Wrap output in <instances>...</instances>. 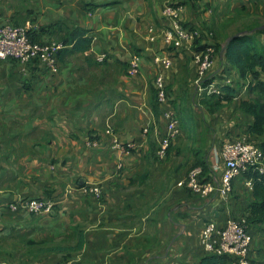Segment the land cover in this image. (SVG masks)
<instances>
[{
    "label": "crops",
    "instance_id": "0c3cea01",
    "mask_svg": "<svg viewBox=\"0 0 264 264\" xmlns=\"http://www.w3.org/2000/svg\"><path fill=\"white\" fill-rule=\"evenodd\" d=\"M253 3L0 0V25L37 22L42 26L38 43H62L63 33L55 29L60 22L87 30L93 39L89 51L59 60L57 72L34 64L22 73L17 62L0 61V264H199L206 255L201 235L209 221L223 226L246 218L254 200L249 179L237 177L226 198L218 191L200 196L180 184L199 165L207 168L205 180L221 181L224 145L255 137L248 132L254 116L242 103L264 104V97L251 78L242 79L227 63L224 76L232 79L236 93L218 109L217 99L197 100L193 87L187 115L193 121L180 122V135L165 160L158 159L157 150L167 132L164 112L176 113L172 100L188 105L182 97L197 76L200 53L191 43L180 49L164 44L162 34L171 28L164 9L183 6V27L205 37L214 27H228L231 11ZM258 32L264 46V31ZM102 55L106 58L99 62ZM135 55L142 58V69L131 77L128 65ZM156 56L170 57L171 69L156 65ZM221 62L217 55L212 72ZM161 72L167 105L156 98ZM107 125L122 143L135 142L138 148L116 149ZM92 141L98 144L90 146ZM85 184L101 187L102 197L86 193ZM41 198L55 200L52 213L9 209L17 201ZM249 234L251 261L264 264V224H250Z\"/></svg>",
    "mask_w": 264,
    "mask_h": 264
},
{
    "label": "built area",
    "instance_id": "2783aa9c",
    "mask_svg": "<svg viewBox=\"0 0 264 264\" xmlns=\"http://www.w3.org/2000/svg\"><path fill=\"white\" fill-rule=\"evenodd\" d=\"M182 11L183 6L181 5H168L164 9L165 17L171 20V28L165 29L162 34L164 44L169 48L180 49L186 43L194 44L198 39H204L205 47L197 57V76L193 82L195 96L201 101L204 98L221 95L222 85L233 86L232 79L223 76L221 82L214 79L208 85L204 84L213 71L215 57L218 55L216 47L211 43L213 33L208 32L203 37L202 32L197 29L184 28L180 22ZM41 27L39 23L31 21L22 25L11 22L0 25V61L17 62L22 73H27L29 67L34 64L48 71L57 72L59 68L58 52L65 46L57 42L46 44L35 42L31 35L38 32ZM105 58L106 56L102 55L98 61L103 62ZM154 62L164 70H169L172 67L170 57L156 56ZM141 69L142 58L139 55L133 56L128 65V74L131 77L138 76ZM155 89L159 103L167 105L169 103L168 90L162 72L155 79ZM164 118L167 122V132L159 142L157 150L159 160L167 158L172 141L180 135V121L174 110L166 109ZM148 131V128L143 130L144 134ZM106 134L112 138L113 146L124 153L132 152L138 148L135 142L122 143L111 125H107ZM97 144V141H92L89 145L96 146ZM222 158L225 162V170L221 181L217 179L205 180L206 175L203 167L196 166L190 170L185 182L180 185L185 184L188 189L200 196H209L218 191L221 196L226 198L233 193V182L237 177L244 176L252 170L264 173V153L257 144L247 137L225 144L222 149ZM247 184L251 186L252 180ZM82 189L97 198H101L103 195L102 188L97 185L85 184ZM55 206L54 199L41 198L17 201L12 203L9 209L12 212L24 209L32 215H37L52 213ZM251 243L252 238L246 218L229 219L223 226L216 221H209L201 235V245L206 254L229 255L236 259L237 264H253L250 258Z\"/></svg>",
    "mask_w": 264,
    "mask_h": 264
},
{
    "label": "trees",
    "instance_id": "16d2710c",
    "mask_svg": "<svg viewBox=\"0 0 264 264\" xmlns=\"http://www.w3.org/2000/svg\"><path fill=\"white\" fill-rule=\"evenodd\" d=\"M55 29L63 33L61 40L65 48L58 52V59L60 61H63L65 59V56H70L78 53H85L91 49L93 39L88 36L87 30L80 27L68 26L62 22L57 23L55 25ZM41 30L42 27L38 32H40ZM252 31L249 32L251 33ZM257 32L258 31H256V33ZM36 33H33L31 35L32 39L35 42H37V40L35 39ZM256 33L241 34L240 36L235 38L234 41H232V43L230 44V46L224 51L223 55V44L213 39L211 43H213L216 47L218 57L222 56V62L220 66H218V68L216 69L217 71L212 72L209 77L204 81V84L208 85L211 80L216 79L217 76L221 75L223 77L224 74L227 73L225 65L228 63L234 68L238 69L242 79L246 80L251 78L252 82L256 83L253 89H257L260 91L259 97H264V46L263 43L256 38ZM238 34L240 33H237L235 35ZM202 40L203 39H198L194 43L195 50L199 52L205 47V45H203ZM233 87L234 86L222 85L221 95H215L210 98H204L202 100V103L208 104V100L217 99L214 108H220L222 106L221 102L223 100L229 101L232 98L234 99L236 91ZM156 98L158 104L160 105L157 97V91ZM242 108H244L246 112L254 116V122L252 125L249 126L248 132L252 136H255L254 138L256 139L257 137H262L264 135V104H262L259 100L243 102ZM257 145L262 149L264 153V140L260 143H257ZM199 166L203 167L204 174L206 175L208 172L207 168L204 165ZM243 177L252 180L254 189V200L249 204V208L246 215L248 225L264 224V173L252 170L246 173ZM199 264H237V261L234 257L229 255L218 256L206 254L200 260Z\"/></svg>",
    "mask_w": 264,
    "mask_h": 264
},
{
    "label": "rangeland",
    "instance_id": "374dc122",
    "mask_svg": "<svg viewBox=\"0 0 264 264\" xmlns=\"http://www.w3.org/2000/svg\"><path fill=\"white\" fill-rule=\"evenodd\" d=\"M255 1H256V3H253L248 9L245 7L241 10L236 9L234 11H231L230 15H233V19L228 24L229 25L228 27L221 28L220 26H217V27H214L215 29L213 28L212 30L209 31V32L213 33V39L219 40L220 42H222L224 44L223 46H225L227 40L231 36H233L237 33L248 34V33H250L249 31H252V30L260 27L261 24H264V6L260 0H255ZM199 45H201V44H199ZM234 73H239L238 69L234 68ZM192 82H193L192 80H189L187 82L188 84H190V86H189V88L184 90V92H186V93L182 97L184 99L185 103L186 104L188 103V105H189V103L191 104L192 94L190 92L192 91L191 89H193V83ZM169 91H170V93H172L171 90H169ZM177 99L172 100L171 103L173 104L174 109H175L176 113L178 114L177 115L178 120L181 123L182 122H184V123L185 122H192L193 121L192 118L187 117L189 110H192V106L191 105H189V106L188 105L187 106L179 105ZM198 118L203 119L204 117H198ZM208 119L210 120L211 117H208ZM249 140H251L255 144L260 143L262 141V139L258 140L254 137L249 139Z\"/></svg>",
    "mask_w": 264,
    "mask_h": 264
},
{
    "label": "water",
    "instance_id": "95a60500",
    "mask_svg": "<svg viewBox=\"0 0 264 264\" xmlns=\"http://www.w3.org/2000/svg\"><path fill=\"white\" fill-rule=\"evenodd\" d=\"M256 31H264V25L261 26V27H259V28H257V29H255V30H253L251 33H254V32H256ZM241 34H242V33H240V34H238V35H235V36H233V37H230V38L227 40L226 45L224 46V49H223V51H222V55L224 54V51L230 46V44L232 43V41H234V39L237 38L238 36H240Z\"/></svg>",
    "mask_w": 264,
    "mask_h": 264
}]
</instances>
